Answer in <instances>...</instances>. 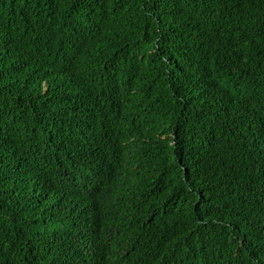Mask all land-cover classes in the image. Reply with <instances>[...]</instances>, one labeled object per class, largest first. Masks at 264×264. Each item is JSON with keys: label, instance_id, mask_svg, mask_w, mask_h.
I'll return each mask as SVG.
<instances>
[{"label": "trees", "instance_id": "16d2710c", "mask_svg": "<svg viewBox=\"0 0 264 264\" xmlns=\"http://www.w3.org/2000/svg\"><path fill=\"white\" fill-rule=\"evenodd\" d=\"M85 184L104 203L75 211ZM88 213L86 244L60 225ZM113 249L260 264L264 0H0V264Z\"/></svg>", "mask_w": 264, "mask_h": 264}, {"label": "clouds", "instance_id": "9594fccd", "mask_svg": "<svg viewBox=\"0 0 264 264\" xmlns=\"http://www.w3.org/2000/svg\"><path fill=\"white\" fill-rule=\"evenodd\" d=\"M76 189H79L83 196H79L78 199L76 200V210L75 211H84L87 212L89 208H93L96 206H91L90 203L92 202H101L104 203L103 196L102 194L98 191V189L92 185L85 184L84 186L77 185ZM53 204L50 201H47L43 204V207L46 210H50L49 206ZM57 208L60 210V213L62 217L65 216L66 212L65 209L62 207ZM51 211V210H50ZM74 211V212H75ZM53 214V213H52ZM90 215V219H88L84 223H76V224H71V225H60L65 229V231L69 235H74L77 237V239L81 242H84L86 244L90 243L91 240L95 237H99V232H98V224L101 222L100 219V214H95V213H88ZM55 220L60 219L58 218L55 214H53ZM110 223L106 225V232L108 229H110ZM82 238H85L82 240ZM112 264H124V262H118L116 258V253L113 249V254H112Z\"/></svg>", "mask_w": 264, "mask_h": 264}, {"label": "snow or ice", "instance_id": "6c2138e0", "mask_svg": "<svg viewBox=\"0 0 264 264\" xmlns=\"http://www.w3.org/2000/svg\"><path fill=\"white\" fill-rule=\"evenodd\" d=\"M260 264H264V257L261 258Z\"/></svg>", "mask_w": 264, "mask_h": 264}]
</instances>
